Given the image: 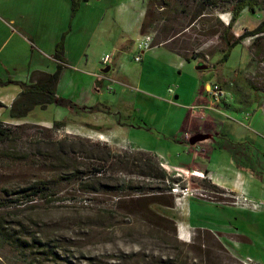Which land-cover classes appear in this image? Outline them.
Segmentation results:
<instances>
[{"label":"rangeland","instance_id":"374dc122","mask_svg":"<svg viewBox=\"0 0 264 264\" xmlns=\"http://www.w3.org/2000/svg\"><path fill=\"white\" fill-rule=\"evenodd\" d=\"M207 1L210 0H86L80 3L82 25L78 34L76 31L80 51L68 50L71 51L69 54L74 57L80 54L82 59H86V67L92 69L96 59L107 54L110 57L108 75L114 81L106 84L114 93L103 91V98H110L114 110L119 112V97L122 101L133 102L132 106L125 104L121 109L131 110L133 124L140 123L139 126L144 128L131 132L127 141L129 145H126L128 149H110L112 152L153 151L156 159L166 160L165 146L170 138L169 132L179 122L177 113L182 112L176 108L182 106L181 103L173 100V94H166L167 88L175 91L179 86L181 98L192 101L197 92L202 93L204 83L215 84L224 90L223 80L234 77L240 87L238 92L248 93L247 98L251 102L235 103L240 110L236 114L226 110V117L244 126L254 114L256 103L262 111L264 39L241 40L230 50L228 58L217 64L225 49L220 33L226 28L231 5L218 2L211 7ZM141 9L147 10L146 22L151 24L145 33L152 37V43L160 42V45L152 46L142 54L137 50L142 38L139 33ZM262 20L264 0H258L252 11L239 13L226 39L230 41L244 30L253 29ZM18 26L36 42L44 40L45 28L36 25H16V28ZM171 40L174 44L168 43V46L183 47L185 50L179 53L195 56V63L194 59L184 60L161 45ZM20 50L27 54L26 63L30 60L35 65L47 63L44 59L40 61L34 49ZM136 55L140 57L137 62L133 60ZM196 65L207 68L196 70ZM228 97L229 93L224 100ZM249 99L242 100L245 103ZM33 113L35 117L46 115L38 110ZM4 114L0 108V115ZM65 136L68 135L55 132L53 139L60 140ZM37 175L45 178L53 176L39 174L36 169L22 165L5 168L0 164V189L7 185L25 184ZM109 175L124 187L129 181L132 187L134 182L139 183L137 186L142 190L140 193L125 189L106 194H86L77 190L76 182H61L46 201L21 199L5 203L13 201L14 197L10 200L0 194V203L3 200L0 220L5 230L26 240L33 237L47 244L48 249L55 253L50 260L33 251L19 252L0 239V264H264V253L255 250L256 247H249L251 237L245 233L226 235L224 240L209 232L213 239L205 240L206 245L200 241L202 238L198 232L203 230L199 229L190 232L187 242L176 238V212L172 211V206H179L185 198L229 206L233 194L204 189L199 181L194 184L182 182L170 172L168 175L178 180V187H187L191 196L179 198L170 193L166 184L137 179L130 174L112 172ZM116 185L119 187V184ZM156 185L159 187L158 194L152 193ZM193 190L195 192H191ZM229 232L232 233V230ZM254 237L258 244H263L264 234L259 231L253 234ZM190 246L199 251H193Z\"/></svg>","mask_w":264,"mask_h":264},{"label":"crops","instance_id":"0c3cea01","mask_svg":"<svg viewBox=\"0 0 264 264\" xmlns=\"http://www.w3.org/2000/svg\"><path fill=\"white\" fill-rule=\"evenodd\" d=\"M84 2L86 0H83ZM81 6L79 4L77 12L69 21L68 0H0V81L11 82L0 86V104L5 112L4 115H0V122L8 125L35 124L45 128H50L52 122H61L63 126L57 133L104 143L113 151L128 149L126 145H129L127 141L131 132L143 127L139 126L140 123L133 124L131 110L121 109L125 104L132 106L133 102L122 101L119 97L117 100L119 112L114 110V103L110 98H103V91L108 94L114 91L106 84L114 81L108 75L109 59L102 66L99 62L102 56H99L95 61V68L92 69L86 67V59H82L80 54L74 57L69 54L71 51L68 52L80 51L77 47L76 31L78 34L81 30ZM16 25L21 27L36 25L45 28L44 40L36 42L31 35H27L29 33L24 32L19 26L16 28ZM67 25L69 31L63 41L65 65L55 87V98L68 101L71 106L55 103L45 105L44 108L34 106L23 118H10L8 108L20 92V87L16 83L27 84L33 72L53 73L55 62L51 59V50ZM20 48L36 50L40 61L44 59L47 63L43 66L41 63L35 65L31 60L26 63L27 54L25 55ZM105 68L108 69L107 72L101 73L100 71ZM222 83L223 91H227L229 97L218 102L213 101L208 93L210 87L208 83L201 87L204 96L201 91L197 92L192 101L181 98L182 91L179 86L175 91L167 88L171 93L166 90V94L168 96L173 94V100H178L182 105L176 108H180L182 112L177 113L179 122L169 132L170 138L167 139L168 144L165 146L167 157L164 158L166 159L164 170L167 174L170 172L180 178L182 182L194 184L206 178L210 185L233 196L244 194L251 199L263 200L264 115L256 103V110L251 115L248 125L239 126L227 118L226 110L234 114L240 110L235 103L249 104L251 100L247 98L248 93L238 92L240 87L234 77L223 80ZM243 98L249 100L244 103ZM189 107H193V110ZM36 110L46 115L35 117L33 112ZM184 134H187L189 139H185ZM195 136L201 140L190 145L189 140ZM146 153L152 155L153 151ZM200 175L202 178H198ZM172 211L176 212L175 235L180 242H185L194 229L208 231L218 239L224 240L226 235L245 233L251 237L249 247L253 249L256 247L255 250L264 253V242L258 244L257 238H253L256 232L264 234V206L255 212H249L232 205L224 206L217 202L185 198L179 206H172ZM229 230H232V233Z\"/></svg>","mask_w":264,"mask_h":264},{"label":"trees","instance_id":"16d2710c","mask_svg":"<svg viewBox=\"0 0 264 264\" xmlns=\"http://www.w3.org/2000/svg\"><path fill=\"white\" fill-rule=\"evenodd\" d=\"M82 1L68 0L69 21L74 17ZM218 2L231 5L230 17L226 28L220 33V39L225 45V49L217 60V64H222L228 58L230 50L238 45L241 40L245 38H255L256 40L259 37L264 39V20L260 21L253 29L244 30L239 36L228 41L226 39L228 30L238 18L239 13L243 10L252 11L258 0H210L207 1V5L215 7ZM147 14V10H144L139 26V33L142 36L146 34L145 30L151 25L146 22ZM68 31L69 25L60 34L53 48L51 55V59L55 62L53 73L33 72L30 74L27 84L16 83L20 87V92L8 108V116L10 118H23L34 106L44 108L45 105L52 103L61 106H71L70 102L55 98V87L63 65H65L63 41ZM172 40L167 43H164V41L161 45L166 46L173 54L182 57L184 60H195L196 57L193 55L186 56L179 53V51L184 49L183 47L168 46V43H173ZM158 45H160V42L151 43L150 47ZM8 83L11 82L2 83L0 81V86ZM0 108H3L1 104ZM62 126L61 122H52L50 128L25 123L8 125L0 122L1 166L7 168L14 165H22L36 169L39 174L47 173L53 175L51 178L37 175L25 184L2 187L0 189L1 195L10 198V200L14 197L13 201H5V203H13L21 199H26V201H46V198L52 196L54 189L61 182H76L77 190L86 194H106L111 191L120 192L125 189L140 193L142 189L137 186L140 185L139 183L134 182L132 187L130 185L132 182L129 181V184L124 187L111 179L109 174H112V172H122L133 175L137 179L140 178L161 185L166 184L168 190L174 182L178 183V180L171 178L159 166L157 159L149 153L141 151L114 153L104 143L90 142L79 137L65 136L60 140L53 139V134ZM116 184H119V187ZM199 185L204 189L222 192L205 180H201ZM157 186L154 187L152 193H159V187ZM1 204H3V200ZM1 222L2 220H0V239L15 250L23 253L33 251L39 253V255L49 257L50 260L55 257V253L48 249L47 244L33 237L26 240L14 236L5 230ZM198 233L201 234L202 239L200 241L203 242L202 244L206 245L205 240L213 239V235L205 230ZM189 248L194 249L191 246ZM37 250L40 251L37 252ZM196 250L199 251V249L193 251ZM201 253L206 252L201 251Z\"/></svg>","mask_w":264,"mask_h":264},{"label":"built area","instance_id":"2783aa9c","mask_svg":"<svg viewBox=\"0 0 264 264\" xmlns=\"http://www.w3.org/2000/svg\"><path fill=\"white\" fill-rule=\"evenodd\" d=\"M151 43H152V37L149 34H145L142 36L141 40L137 44V50H139L140 51L139 53L141 54L142 52H144L150 48ZM108 59H109V57L107 55H103L99 59V62L102 66H104L107 63ZM133 60L135 62H137L140 60V57L138 55H136V56H134ZM167 92L171 93V91L169 89L167 90ZM208 93L210 94L212 100L216 101V102H218L220 100H224L227 96V93H225L223 90H221L215 84L210 85V87L208 88ZM189 109L193 110V107H189ZM262 113L264 115V107L262 108ZM184 138L189 139V136L187 134H184ZM157 161H158V164L161 168H163V169L166 168V165H165L166 162L164 160L157 158ZM193 174H195V173H192V175ZM199 178H202V176ZM169 191L171 194H174L175 196H177L179 198H182L183 196H191V194H192V193H188L187 187L179 188L178 183H173L170 186ZM191 192H195V191L193 190ZM231 205L238 208V209H241V210H245V211H249V212H255L259 208L264 206V199L263 200H255V199L249 198L248 196H246L244 194H239L236 196H232Z\"/></svg>","mask_w":264,"mask_h":264},{"label":"water","instance_id":"95a60500","mask_svg":"<svg viewBox=\"0 0 264 264\" xmlns=\"http://www.w3.org/2000/svg\"><path fill=\"white\" fill-rule=\"evenodd\" d=\"M206 68H207V67H206L205 65H196V66H195V69H196V70H204V69H206ZM107 70H108V69L105 68V69H102L100 72L104 74V73L107 72ZM263 107H264V105H263ZM199 140H201L200 137H196V136H195V137H192V138L189 140V144L192 145V144H194L195 142H197V141H199Z\"/></svg>","mask_w":264,"mask_h":264},{"label":"bare ground","instance_id":"6f19581e","mask_svg":"<svg viewBox=\"0 0 264 264\" xmlns=\"http://www.w3.org/2000/svg\"><path fill=\"white\" fill-rule=\"evenodd\" d=\"M194 175H197V174H194Z\"/></svg>","mask_w":264,"mask_h":264},{"label":"clouds","instance_id":"9594fccd","mask_svg":"<svg viewBox=\"0 0 264 264\" xmlns=\"http://www.w3.org/2000/svg\"><path fill=\"white\" fill-rule=\"evenodd\" d=\"M185 242H187V240Z\"/></svg>","mask_w":264,"mask_h":264}]
</instances>
